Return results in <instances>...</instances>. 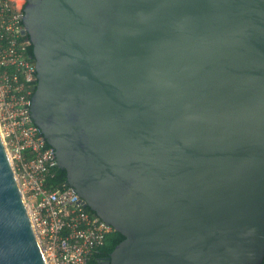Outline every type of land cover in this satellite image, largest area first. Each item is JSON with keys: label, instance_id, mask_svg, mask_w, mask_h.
<instances>
[{"label": "water", "instance_id": "95a60500", "mask_svg": "<svg viewBox=\"0 0 264 264\" xmlns=\"http://www.w3.org/2000/svg\"><path fill=\"white\" fill-rule=\"evenodd\" d=\"M30 116L102 264L264 257V0H23ZM0 264H46L0 135Z\"/></svg>", "mask_w": 264, "mask_h": 264}, {"label": "built area", "instance_id": "2783aa9c", "mask_svg": "<svg viewBox=\"0 0 264 264\" xmlns=\"http://www.w3.org/2000/svg\"><path fill=\"white\" fill-rule=\"evenodd\" d=\"M23 0H0V135L38 235L46 264H87L111 230L70 186L46 184L53 162L30 116L35 63L23 55Z\"/></svg>", "mask_w": 264, "mask_h": 264}, {"label": "trees", "instance_id": "16d2710c", "mask_svg": "<svg viewBox=\"0 0 264 264\" xmlns=\"http://www.w3.org/2000/svg\"><path fill=\"white\" fill-rule=\"evenodd\" d=\"M20 39L21 40H27L26 35L25 34L21 35ZM31 54H32V48H31L30 44L28 43L25 47V50L23 51V55L29 61L34 62V59L32 57H30ZM46 146H48L47 143H46ZM65 181L66 180L63 177L62 169L58 168L57 166H55L54 168H52L50 170V172L46 178V184L50 185L52 187L68 186L65 184ZM87 210L89 212H92L89 209H87ZM122 236L123 235L121 233H119L118 231H115L113 229H111L109 232H107L104 236L103 244L98 246L97 248H95L92 251L90 258L87 261V264H101L98 261L99 257L100 256H108L109 253L113 250V248L120 242ZM259 264H264V257H263L262 262Z\"/></svg>", "mask_w": 264, "mask_h": 264}, {"label": "flooded vegetation", "instance_id": "af4514ba", "mask_svg": "<svg viewBox=\"0 0 264 264\" xmlns=\"http://www.w3.org/2000/svg\"><path fill=\"white\" fill-rule=\"evenodd\" d=\"M106 258L107 256H100L98 261L102 264V261H105Z\"/></svg>", "mask_w": 264, "mask_h": 264}, {"label": "rangeland", "instance_id": "374dc122", "mask_svg": "<svg viewBox=\"0 0 264 264\" xmlns=\"http://www.w3.org/2000/svg\"><path fill=\"white\" fill-rule=\"evenodd\" d=\"M21 0H18V2H20Z\"/></svg>", "mask_w": 264, "mask_h": 264}]
</instances>
